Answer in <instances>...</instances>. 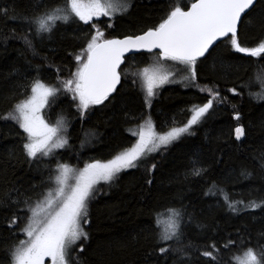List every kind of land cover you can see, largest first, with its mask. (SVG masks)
I'll return each mask as SVG.
<instances>
[{
  "label": "trees",
  "instance_id": "1",
  "mask_svg": "<svg viewBox=\"0 0 264 264\" xmlns=\"http://www.w3.org/2000/svg\"><path fill=\"white\" fill-rule=\"evenodd\" d=\"M126 1L129 9L125 14L99 22L105 38L143 33L158 25L179 0ZM182 1L183 8L194 2ZM64 2L0 0V7L10 10L9 16L18 17H0V115L29 95L33 81L60 87L61 80L76 71L75 57L93 34L92 25L76 20L41 38L20 18L32 15L39 5ZM25 36L33 40L32 48L25 45ZM238 39L249 48L264 42V4L242 19ZM217 45L197 62L195 86L184 79L170 84L158 92L151 107L145 104V95L132 74L156 54L125 58L117 91L104 104L90 106L83 116L78 101L61 89L49 99L43 116L50 125L63 119L68 142L64 150L40 163L29 161L23 153L26 136L18 124L0 119V195L18 188L34 200L41 198L59 164L76 167L114 158L132 145V133L146 119L152 120L158 133L183 126L193 106H203L210 99L207 90L200 89L211 88L227 100L214 101L213 108L192 129L194 135L181 137L147 159L145 167L121 172L111 184L95 188L99 191H94L95 198L89 202V223L84 225L88 239L80 242L72 256L78 264H238L237 258L247 248H264V208L233 213L224 203L225 197L245 204L264 201V101L249 95L264 90L255 81L264 75V56L236 53L230 42ZM229 88L239 94L233 95ZM236 127L245 130L240 140L235 138ZM195 162L207 169L202 176L193 175ZM242 171L252 175L246 178ZM213 183L216 188H211ZM11 195L15 198L16 193ZM173 208L183 210V236L169 243L182 250L183 258L174 250L161 254L156 245L161 233L159 219ZM19 216L14 229L9 228L12 210L0 207V264H8L10 250L22 240L20 228L26 220L23 213ZM230 240L235 243L229 244ZM81 245L83 252L79 251ZM204 251L213 252L214 258L201 255Z\"/></svg>",
  "mask_w": 264,
  "mask_h": 264
},
{
  "label": "snow or ice",
  "instance_id": "2",
  "mask_svg": "<svg viewBox=\"0 0 264 264\" xmlns=\"http://www.w3.org/2000/svg\"><path fill=\"white\" fill-rule=\"evenodd\" d=\"M258 4H264V0H194L190 8L180 5L171 6L169 11L161 18L158 25L144 31L143 34L127 36L124 39L105 38L104 33L98 28L94 35L86 40V47L82 49V55H76V71L70 79L62 82V89L71 93V99L78 101V109L83 116L90 106L102 105L109 100L117 85L121 84L124 75L121 65L127 52L147 51L156 52L157 60L151 67H146L138 73L141 77V91L145 94V104L151 107V100L157 95L155 89L167 83H174L172 71H166V65L161 61H172L176 65H182L185 81L192 82L197 76V61L204 57L205 53L217 41L230 42L236 53H242L247 57L264 56V42L256 47H245L239 43L237 26L243 18L255 11ZM126 0H65L63 5L57 4L51 7L39 5L32 15L22 18L28 25V29L36 37H50L61 25L75 22L91 24L93 18L101 16L113 17L119 10L127 11ZM7 7H0V17L17 19L16 15L9 16ZM15 13V9L11 10ZM95 28V25L92 24ZM108 27H111L109 24ZM228 40L224 41L223 38ZM24 43L28 48L33 47V40L27 36ZM219 45H217L218 47ZM214 50V49H213ZM31 95L16 103L13 109L0 115V119L11 120L19 125L26 134L22 144L23 153L29 161L40 163L46 157L53 156L54 150L63 148L67 139L60 135L63 129V119L50 126L40 115L41 109L49 102V97L56 96L61 87L47 86L40 80H35L30 86ZM207 90L210 99L203 106L194 105L191 109L192 116L182 127H172L165 133H158L152 120L149 118L139 130L132 133L138 136L135 145L108 160L106 163L99 161L88 164L80 171L70 168L66 164H59L55 169L56 175H50L56 187L49 188L46 194L41 193L42 199H33L18 188H13L0 195V207L12 210V218L8 227L14 229L17 220L24 214L26 223L20 228L27 239L20 240L9 252L8 264H44L45 258H51L52 264H78L72 253L77 241L88 239V233L84 225L89 223V202L94 199L95 186L101 182L111 184L119 178V174L129 169L145 167V161L153 152L160 148H167L173 141L184 134L194 135L189 130L193 125L201 122V119L213 108L214 101L223 103L227 97L221 96L218 90ZM228 91L238 95L235 88ZM250 96L258 101H264V90L250 92ZM115 99V97H113ZM107 106V105H105ZM237 120L239 115L235 117ZM243 127L235 128V138L240 140L244 136ZM195 162L193 175L202 176L207 172L203 166H197ZM152 170L156 168L153 163ZM261 169L264 170V153L261 154ZM246 178L252 174L242 171ZM74 179V185L69 180ZM151 184L152 181L148 180ZM215 183L211 188H216ZM205 194L208 195L211 192ZM15 192V198L11 192ZM223 189L220 192L223 193ZM224 203L233 213L247 211L249 209L264 208V201L257 203L252 200L247 204L242 200H231L225 197ZM243 205V207H237ZM171 220L168 227L158 234L156 245L161 254L174 250L181 253L179 248H174L169 242L179 241L183 236V210L171 209ZM230 240L229 244H234ZM227 246V245H226ZM215 249V245H212ZM79 251L83 252L81 245ZM218 251V250H216ZM201 255L213 257V252L204 251ZM214 258V257H213ZM238 264H264V248L259 251L249 247L242 257H238ZM186 264V261H185Z\"/></svg>",
  "mask_w": 264,
  "mask_h": 264
},
{
  "label": "rangeland",
  "instance_id": "3",
  "mask_svg": "<svg viewBox=\"0 0 264 264\" xmlns=\"http://www.w3.org/2000/svg\"><path fill=\"white\" fill-rule=\"evenodd\" d=\"M126 2H127V1H126ZM177 3H178V5H180L181 7H182L183 4H184V2H183L182 0L177 1ZM127 5H128V3H127ZM128 9H129V7H128ZM128 9H127V11H128ZM127 11L121 13L119 10H117V12H116V13L114 14V16L111 17V18L106 17V16H101V17H99V18H93V21H92L91 24H90V25H92V24L95 25V28L93 27V34H92V35L95 34L97 28H98L101 32L104 33V31L100 29L101 26L99 27V25H98L99 22H100L101 20L112 19V18L114 19V17H116V16H118V15H120V14L123 15V14H125ZM82 23H83V22H82ZM104 25H105V24H104ZM104 25H102V26H104ZM104 36H105V33H104ZM85 47H86V46H85ZM82 54H83V53H81L80 55H82ZM149 60H150V61H149V63H148L147 66H144V67L138 69L137 71H135V72L132 74L134 80L138 83L140 90H141V86H140V85H141V77L138 75V73L142 72V70H143L144 68H146V67H151V66H153V65L155 64L156 60H157V56H156V55H152V57H151ZM160 63L166 65V68H165L166 71H172V72L175 73V75L172 76V79H173L174 81H176V82H174V83L182 82V81H183V76H184L186 73H184V72L182 71V69H183V66H182V65H176V64H174L172 61H161ZM71 77H72V75H71L68 79H70ZM65 80H67V79H65ZM65 80L63 79V80H61V81L63 82V81H65ZM255 81L257 82V85L260 84L261 86H264V75L262 74V75L259 76ZM62 82H61V85H60L61 89H62ZM174 83H167V84H164V85H162L161 87L155 89V91H156L157 94H158V92H159L162 88H164V87H166V86H169L170 84H174ZM253 84L256 85L255 83H253ZM47 86H48V85H47ZM62 90H63V89H62ZM70 94H71V93H70ZM30 95H31V90H30V93H29L28 96H30ZM143 95H145L144 92H143ZM50 98H51V97H49V99H50ZM153 99H154V98H152V100H153ZM152 100H151V101H152ZM46 107H47V105H45V107H44L43 109H41V111H40V115H41L43 118H44V116H43V112H44V110H45ZM192 114H193V113H191V115H190V117L188 118V120L191 118ZM44 120H45V118H44ZM146 120H147V119H146ZM146 120H145V121H146ZM201 120H202V119H201ZM45 121H46V120H45ZM145 121H143V122H142V123H141V124H140V125L134 130V132L138 131L139 128H140V126L143 125V124L145 123ZM46 122H47V121H46ZM187 122H188V121H187ZM47 123H48V122H47ZM48 124H49V123H48ZM185 124H186V123H185ZM185 124H184V125H185ZM198 124H199V123H197L196 125H198ZM49 125H50V124H49ZM55 125H56V124H55ZM55 125H50V126H55ZM184 125H183V126H184ZM196 125H193V128L196 127ZM18 126H19V125H18ZM179 127H182V126H179ZM193 128H192V129H193ZM192 129H190L189 131L192 132ZM21 130H22V129H21ZM166 132H167V131H166ZM24 134H25V133H24ZM60 135L66 138V134H65V130H64V128L62 129ZM186 135H189V134L186 133V134L182 135L181 137L186 136ZM25 136H26V134H25ZM134 136H135V135H134ZM181 137H180V138H181ZM180 138H179V139H180ZM66 139H67V138H66ZM177 140H178V139H177ZM177 140H175V141H177ZM137 141H138V136H135L134 141H133L132 145H131L129 148L133 147ZM175 141H173L171 144H173ZM67 142H68V141H67ZM171 144H169V145H171ZM66 145H67V144H66ZM66 145H65L63 148L55 149V150H54V153L59 152V151H61V150H64V148L66 147ZM169 145H168V146H169ZM168 146H167V147H168ZM129 148H127V149H129ZM127 149H125V150H127ZM163 149H165V148L162 147V148H160L158 151L153 152L150 156H148L147 159L154 157L155 155H157V154H158L160 151H162ZM125 150H124V151H125ZM50 157H51V156H50ZM46 158H49V157H46ZM107 161H108V160H107ZM107 161H105V162H101V163H106ZM95 162H97V161L87 162L86 164H83L82 166H81V165L76 166V167H73V166H70V165H68V166H69L70 168L76 170V171H80V170H82L83 168H85L88 164L95 163ZM57 167H58V166H57ZM123 172H124V171H123ZM56 174H58V173L54 172L53 176L56 175ZM74 183H75V180H74V179H70V180H69V184H70V185H74ZM103 184H105V183L101 182L100 184L96 185L95 188L98 187V186H100V185H103ZM55 187H56V185H55L54 181L51 180V185H50L49 188H53V189H54ZM48 190H49V189H48ZM48 190H47V191H48ZM47 191H46L44 194H46ZM42 198H43V197H41L40 199H42ZM170 220H171V212H167L166 214H163V216H161V218L159 219V226H160L161 232H163V231L168 227ZM25 223H26V221H25ZM25 223H24V224H25ZM25 239H27V237L22 233V240H25ZM82 240H83V239L77 241V244L74 246V248H77ZM242 256H243V255H242ZM242 256H240V257H242ZM44 264H52V262H51V258L46 257V258H45V261H44Z\"/></svg>",
  "mask_w": 264,
  "mask_h": 264
},
{
  "label": "water",
  "instance_id": "4",
  "mask_svg": "<svg viewBox=\"0 0 264 264\" xmlns=\"http://www.w3.org/2000/svg\"><path fill=\"white\" fill-rule=\"evenodd\" d=\"M190 6H191V5H190ZM190 6H189L188 8H190ZM242 19H243V17H242ZM240 23H241V22H240ZM240 23H238L237 31H238V29H239ZM141 34H143V33H141ZM138 35H140V34H138ZM125 37H127V36H125ZM125 37H116V38H112V39H124ZM225 39H227V37L223 38V40H225ZM220 42H222V41H217L216 44H214V45L212 46V48L215 47V46H216L217 44H219ZM212 48H210L209 51H208L207 53H205V56L211 51ZM156 52H158V50H154L153 52H147V51H144V50H141V51H138V52H137V51L127 52V53H125L124 60H125V58L130 57V56H135V55H139V54H156ZM205 56H204V57H205ZM204 57L199 58L198 61L202 60ZM198 61H197V62H198ZM122 65H123V64H122ZM122 65H121V66H122ZM117 87H118V85H117Z\"/></svg>",
  "mask_w": 264,
  "mask_h": 264
}]
</instances>
